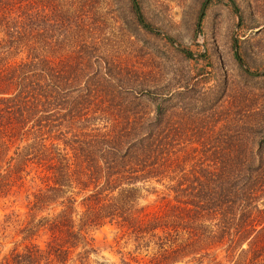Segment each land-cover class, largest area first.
Returning <instances> with one entry per match:
<instances>
[{"label": "rangeland", "instance_id": "374dc122", "mask_svg": "<svg viewBox=\"0 0 264 264\" xmlns=\"http://www.w3.org/2000/svg\"><path fill=\"white\" fill-rule=\"evenodd\" d=\"M235 1L242 23L231 0H0V50L11 62L38 54L45 143L63 148L57 128L78 106L74 120L85 129L163 134L162 179L137 184L138 207L155 210L175 203L177 181L187 197L198 193L189 185L231 179L264 160V0ZM64 74L83 87L62 103ZM42 169L31 165L24 183L0 195V258L29 243L22 229ZM89 234L98 251L90 264H152L159 254L157 237L137 238L115 223ZM36 237L45 246L48 236ZM208 252L222 264L240 253L231 261L225 245Z\"/></svg>", "mask_w": 264, "mask_h": 264}, {"label": "trees", "instance_id": "16d2710c", "mask_svg": "<svg viewBox=\"0 0 264 264\" xmlns=\"http://www.w3.org/2000/svg\"><path fill=\"white\" fill-rule=\"evenodd\" d=\"M231 1L236 12H242V23L243 11ZM6 52L0 50V195L24 183L31 165L43 167L44 185L32 192L28 203L32 218L22 232L29 243L4 254L0 264H90L91 254L98 252L90 230L106 223L137 238L157 237L159 254H154L152 264H222L208 251L224 245L231 261L240 251L234 264H264V208L259 207L263 159L250 165L246 174L212 177L199 181L200 187L189 185L198 193L187 197L179 193L185 191V183L177 181L175 203L155 210L138 207L137 184L162 179L163 134L128 127L85 129L74 120L80 117L78 106L64 114L71 119L57 128L54 138L63 142V148L45 143L38 117L42 88L38 54L31 51L26 59L11 62V53ZM81 87L77 78L70 83L64 74L58 86L62 103L68 91ZM41 233L48 236L45 246L34 240ZM123 264L132 263L123 259Z\"/></svg>", "mask_w": 264, "mask_h": 264}, {"label": "water", "instance_id": "95a60500", "mask_svg": "<svg viewBox=\"0 0 264 264\" xmlns=\"http://www.w3.org/2000/svg\"><path fill=\"white\" fill-rule=\"evenodd\" d=\"M136 8H137V5H136ZM202 13H203V11H202ZM238 18H240V13H238ZM257 30H259V29H257ZM241 61V60H240Z\"/></svg>", "mask_w": 264, "mask_h": 264}]
</instances>
